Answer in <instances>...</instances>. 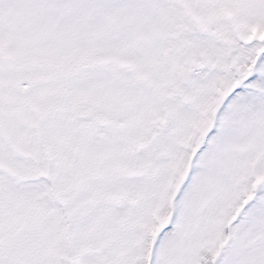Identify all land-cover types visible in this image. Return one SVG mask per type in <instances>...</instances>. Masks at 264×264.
Instances as JSON below:
<instances>
[{"label": "snow or ice", "instance_id": "6c2138e0", "mask_svg": "<svg viewBox=\"0 0 264 264\" xmlns=\"http://www.w3.org/2000/svg\"><path fill=\"white\" fill-rule=\"evenodd\" d=\"M0 264H264V0H0Z\"/></svg>", "mask_w": 264, "mask_h": 264}]
</instances>
